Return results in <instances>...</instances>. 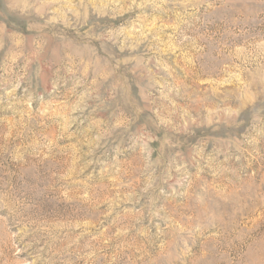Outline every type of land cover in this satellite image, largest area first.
<instances>
[{"label": "rangeland", "instance_id": "374dc122", "mask_svg": "<svg viewBox=\"0 0 264 264\" xmlns=\"http://www.w3.org/2000/svg\"><path fill=\"white\" fill-rule=\"evenodd\" d=\"M0 264H264V0H0Z\"/></svg>", "mask_w": 264, "mask_h": 264}]
</instances>
